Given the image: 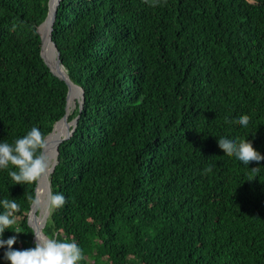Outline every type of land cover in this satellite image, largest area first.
<instances>
[{"label": "trees", "instance_id": "1", "mask_svg": "<svg viewBox=\"0 0 264 264\" xmlns=\"http://www.w3.org/2000/svg\"><path fill=\"white\" fill-rule=\"evenodd\" d=\"M55 3L0 0L8 143L34 125L48 135L66 113L38 32ZM52 40L79 99L49 176L66 203L43 233L77 242L79 264H264V161L246 166L217 143L241 137L264 154V0H59ZM36 183L0 171V199L20 206L21 233H4L16 249L34 246Z\"/></svg>", "mask_w": 264, "mask_h": 264}, {"label": "clouds", "instance_id": "2", "mask_svg": "<svg viewBox=\"0 0 264 264\" xmlns=\"http://www.w3.org/2000/svg\"><path fill=\"white\" fill-rule=\"evenodd\" d=\"M146 2H150L152 6L159 4V0H146ZM235 119L244 128L250 123L247 114L237 115ZM217 143L227 154L234 156L246 166L252 161H264V154L255 149L248 139L224 134L218 136ZM46 148V136L35 125L13 143L0 140V171L8 170L13 185L33 184L50 170ZM250 169L259 174L260 167ZM29 199L34 206L41 205L39 195ZM46 199L48 207L52 210L60 209L66 203L63 192H48ZM19 211L20 206L15 199H0V249H3V256L0 259L6 264H79L84 259L83 251L77 242L50 238L35 230L32 233L34 246L25 249L14 248L18 235L4 239V233L6 230L21 233L19 229L13 228L17 222L15 216Z\"/></svg>", "mask_w": 264, "mask_h": 264}, {"label": "water", "instance_id": "3", "mask_svg": "<svg viewBox=\"0 0 264 264\" xmlns=\"http://www.w3.org/2000/svg\"><path fill=\"white\" fill-rule=\"evenodd\" d=\"M59 0H56V3L54 4V6L51 8V10L48 12L46 18L44 19V21L40 24L39 28H38V32L40 34V37H41V42H42V45H41V55L44 59V61L48 64V66L50 67V69L53 71V73H55L56 75H58L61 79H63L66 84H67V87H68V90H67V106H66V113L65 115L60 119L58 120L54 125H53V129L52 131L46 135V139L47 137L53 132L55 126L58 124V123H65L66 125V130L67 132L59 137L55 143V159L53 160L52 164H51V167H50V173L53 171L54 169V166L57 162V156H58V145L59 143L65 139L67 137V134H68V127L70 124H72L73 122L76 121V119L74 120H71L69 123L67 122L66 123V116L67 114L69 113L70 111V108H69V96H70V89H71V85H72V81L70 80L69 78V75L66 71V69L63 67V65L61 64V60H60V56H59V52H58V49L55 45V43L53 42L52 40V26H53V23H54V18H55V13H56V9H57V4H58ZM50 17V22H49V29H48V32L47 33H44L41 31V27L42 25L44 24V22ZM47 45H50V47L52 48V51L51 53L53 54V62L55 63L54 66H52L50 64V61L48 59V56L46 54V52H44V49L46 48ZM55 56V57H54ZM55 59V60H54ZM60 67H62L64 69V72L62 73L60 71ZM81 98H83V95L81 96ZM79 99V98H78ZM75 101V100H74ZM81 101V99H80ZM50 173L48 175V180H47V186L50 187ZM40 180V179H39ZM39 180L37 181L36 183V186H35V197H37V187H38V184H39ZM36 210H37V207L33 205V203L31 204V207H30V210L28 212V221L30 223V225L32 226L33 230H35L36 232H39L41 235H44L46 236L43 231H42V223H40V225L38 227L35 226L34 224V221H36V219L38 218L37 216V213H36ZM33 241H34V236H33Z\"/></svg>", "mask_w": 264, "mask_h": 264}, {"label": "rangeland", "instance_id": "4", "mask_svg": "<svg viewBox=\"0 0 264 264\" xmlns=\"http://www.w3.org/2000/svg\"><path fill=\"white\" fill-rule=\"evenodd\" d=\"M48 59L50 61V64L53 66V61H52V54H48ZM72 95V93L70 94V96ZM79 96L78 91L76 89L73 90V95L72 97H70L69 99V107H70V111L76 106L74 100L77 99ZM64 127H66L65 123H64ZM61 134H65V130L63 129ZM53 141V139L51 140ZM55 159V156H54ZM53 159V160H54ZM52 164V163H51ZM51 167V165H50ZM47 180H45V185H44V189L41 191V193L39 194L40 198H41V205L39 207H37L36 213L38 218L36 219V221H34V224H36L37 226L40 225V223L44 224L50 214V208L48 207L47 204V193L50 192V187L47 186Z\"/></svg>", "mask_w": 264, "mask_h": 264}, {"label": "bare ground", "instance_id": "5", "mask_svg": "<svg viewBox=\"0 0 264 264\" xmlns=\"http://www.w3.org/2000/svg\"><path fill=\"white\" fill-rule=\"evenodd\" d=\"M47 21V32H48V29H49V22H50V17L46 20ZM48 47H49V50H50V53H51V51H52V48L50 47V45H47ZM52 54V53H51ZM55 57V56H54ZM55 60V59H54ZM52 61H53V54H52ZM55 65V63L53 62V66ZM60 71L63 73L64 72V69L62 68V67H60ZM73 90H74V87L71 85V89H70V94L72 93V95H73ZM72 95L71 96H69V99H70V97H72ZM70 108V107H69ZM57 130H58V133H57V135H55V138L53 139V141H50V142H47V148H46V154L48 155V157H49V162H50V165H51V163L53 162V159H54V155H55V148H54V146H55V143H56V141H57V139L59 138V137H61L63 134H61L62 133V131H63V129L65 130V133L67 132V130H66V127H64V123H59L58 124V126H57ZM49 173H50V170H49V172L46 174V175H44V176H42L41 178H40V180H39V184H38V187H37V196L41 193V191L44 189V185H45V180L46 179H48V175H49ZM35 226L36 227H38L36 224H35Z\"/></svg>", "mask_w": 264, "mask_h": 264}]
</instances>
